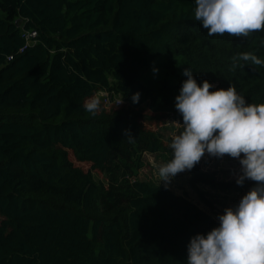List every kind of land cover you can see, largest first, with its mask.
I'll return each instance as SVG.
<instances>
[{
    "label": "trees",
    "instance_id": "1",
    "mask_svg": "<svg viewBox=\"0 0 264 264\" xmlns=\"http://www.w3.org/2000/svg\"><path fill=\"white\" fill-rule=\"evenodd\" d=\"M194 9L195 0H0V264H186L190 239L218 226L186 196L137 177L143 153L172 158L156 129L182 120L183 69L264 103V64L233 60L264 61V31L209 36ZM157 59L174 81L147 86ZM95 94L92 116L83 105ZM187 171L194 188L254 186L216 182L199 163Z\"/></svg>",
    "mask_w": 264,
    "mask_h": 264
},
{
    "label": "clouds",
    "instance_id": "2",
    "mask_svg": "<svg viewBox=\"0 0 264 264\" xmlns=\"http://www.w3.org/2000/svg\"><path fill=\"white\" fill-rule=\"evenodd\" d=\"M194 18L209 36L226 33L246 38L264 31V0H195ZM233 60L264 64L248 52ZM183 75L186 80L175 97V108L182 116L177 124L183 130L169 144L172 158L163 164L154 162L158 184L167 185L177 174L191 170L206 152L239 161L238 185L254 182L235 207L218 214V226L190 239L186 264H264V103L246 102L233 85L211 90L207 80L198 84L189 67ZM101 95L84 102L92 116L100 109ZM138 100L137 92L132 101ZM119 103L122 98L115 105ZM126 137L131 141L133 135L126 130Z\"/></svg>",
    "mask_w": 264,
    "mask_h": 264
},
{
    "label": "rangeland",
    "instance_id": "3",
    "mask_svg": "<svg viewBox=\"0 0 264 264\" xmlns=\"http://www.w3.org/2000/svg\"><path fill=\"white\" fill-rule=\"evenodd\" d=\"M161 64L162 59L155 60L151 67L141 77V80L147 86L159 83V81L164 78L171 80V82L174 81L172 77L166 75ZM59 120L60 116L54 118L52 121L57 122ZM177 122H182V120L168 117L164 125L156 129L161 138L165 140L169 138L172 139L173 135L179 134L183 129ZM143 160L144 165L138 171V179L148 180L158 184L157 168L154 167V162L156 164H163L166 163V161L156 154L148 152L143 153ZM83 166L87 167L88 165ZM199 166L202 171L213 174L216 182L236 181V177L240 172V165L237 159L227 155L222 158H217L208 155L207 152L201 158ZM189 177L188 171L185 170L172 178L167 185H165L163 181H160L159 184L167 186L176 194L186 196L216 219L218 214H222L226 207H235L240 198L244 195V191L214 189L203 183H198L196 188H194L190 184ZM199 191L202 194H199Z\"/></svg>",
    "mask_w": 264,
    "mask_h": 264
},
{
    "label": "built area",
    "instance_id": "4",
    "mask_svg": "<svg viewBox=\"0 0 264 264\" xmlns=\"http://www.w3.org/2000/svg\"><path fill=\"white\" fill-rule=\"evenodd\" d=\"M23 36L25 37L26 39V44H29L31 41H32V38L34 36H36V32L34 30H30V31H26L23 33ZM119 100H116V103L118 102Z\"/></svg>",
    "mask_w": 264,
    "mask_h": 264
},
{
    "label": "water",
    "instance_id": "5",
    "mask_svg": "<svg viewBox=\"0 0 264 264\" xmlns=\"http://www.w3.org/2000/svg\"><path fill=\"white\" fill-rule=\"evenodd\" d=\"M18 21H19V20L17 19V20L15 21V23H18Z\"/></svg>",
    "mask_w": 264,
    "mask_h": 264
}]
</instances>
